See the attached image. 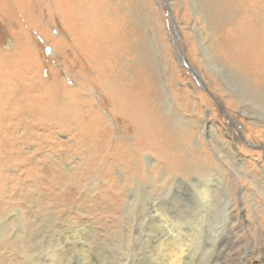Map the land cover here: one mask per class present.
Masks as SVG:
<instances>
[{
	"label": "rangeland",
	"instance_id": "374dc122",
	"mask_svg": "<svg viewBox=\"0 0 264 264\" xmlns=\"http://www.w3.org/2000/svg\"><path fill=\"white\" fill-rule=\"evenodd\" d=\"M215 1H9L0 18V264L132 258L149 227L146 201L134 205L137 170L155 205L170 197L167 204L181 206L183 215L185 193L202 207L209 198L195 193L197 184L214 196L212 179L221 169L236 183L230 194L236 219L254 213L259 187L229 153L263 174L264 115L239 98L248 89L236 70L255 93L264 92V0L228 1L236 11L231 17L212 10L227 0ZM248 10L255 19L244 26ZM256 17H263L258 24ZM113 86L136 97L142 117L159 122L147 137L153 145L142 143L136 161L127 154L104 157L102 144L93 148L87 140L89 99L105 97ZM97 108L108 131L94 124L96 138L139 140L108 99ZM163 142L170 151L161 149ZM190 153L206 174L171 173L175 157ZM204 211L207 219L221 216Z\"/></svg>",
	"mask_w": 264,
	"mask_h": 264
},
{
	"label": "bare ground",
	"instance_id": "6f19581e",
	"mask_svg": "<svg viewBox=\"0 0 264 264\" xmlns=\"http://www.w3.org/2000/svg\"><path fill=\"white\" fill-rule=\"evenodd\" d=\"M9 1L10 0H0V18H3L7 13L6 9L9 8ZM209 1L211 4L215 0ZM218 1L221 0H216L215 2ZM228 1L230 0H227L222 5L215 4L216 7L214 6L215 8L213 7L212 10H215L216 12L219 11V13L226 12L227 17L233 16L234 12L236 11H234L235 8H233V6L228 3ZM252 11H247V16L242 22L244 26L247 24L248 20L255 19L254 13ZM256 18L258 19V17ZM262 18L263 17H259L260 21L257 22L256 20L255 24L260 23ZM263 33L264 32L261 30V39ZM207 52L208 51H206V53ZM258 64L261 65V63ZM215 66L219 67V69H222V66L220 67L219 64H215ZM231 69L234 71L233 67ZM236 71L237 76L240 78V83H242V85L248 89L242 90L241 93H239V98L242 101L247 100L251 107L264 115V92L255 93V91L252 90L250 83H247L249 80L246 78L245 73L242 72L241 68ZM135 98L136 97H134L132 93H125L122 88L113 86L111 92L108 95H105V97L103 95L97 101H94V99H89L87 125L89 127V131L91 132H89L90 134H88L87 140L92 144L91 147H93V145H95V147L99 146L100 144H98V142L101 143L104 147L102 150L104 157L113 156L114 159H118L127 154L132 155L136 161L137 157L139 156L138 152L139 149H141L142 143L149 144L151 146L153 145L151 139L149 143L147 142V137L154 133V130L158 127L159 122L152 124L149 116L142 117V112L138 109ZM107 99L112 105V109L122 115L124 122L127 124V127H125L128 129L127 131L133 128L140 133V138L137 140V142L130 144L126 139L127 137L124 138V136H118L120 137V142H117L116 144H109L107 141L108 139H106L107 137L104 138L103 134L101 138H96L95 132L92 130L94 129V124L99 123L101 126L102 124H105V128H101L103 131H108L106 127L107 117L99 114L100 110L97 108L106 105ZM243 108L245 109L246 106ZM96 113H98L100 116L99 122H97V118L93 116ZM145 120H147V122H143ZM161 128L166 130V127H162V124ZM115 132L117 134V131L110 133H112V136H114ZM216 135L219 134L216 133ZM168 144L169 143L164 142L161 144V149H166L164 152L171 150V147ZM229 145L234 146L231 141ZM102 146H100V148ZM196 155H191L190 153L175 157L169 170L171 173H174L175 171H182L188 176L191 174H199L204 176V174H206V170L202 166L200 157ZM229 160L234 167L239 166L242 171L247 173V175L250 173V181L256 187H259L258 191L261 196L260 203H258L256 206V210L253 206L254 213L252 212L249 214V219H246L245 221L236 219L235 213L231 210L233 197L230 194H232L231 191H233L235 188L236 183L233 184L231 180H228L227 182V178L223 177L225 174L221 169H216L217 176H214L212 179L218 182V188L217 191H214V196H212V191L210 192V188L208 186L205 185L206 187H201L203 184H197V191H195V193H197L199 197L203 196L202 198L204 199L209 198V200H206L205 202L203 201V203L201 202L202 207L195 206L198 204L197 198L192 199V194L188 192L185 193L184 206L186 207V211H183V215L180 214L182 211L181 206H176L173 202L170 205L167 204L171 203L169 199L170 197L164 198L163 201L160 200L161 202H158L155 205L154 196L147 192L148 189H145L143 183L140 181V177L142 175L141 170H137L134 176L137 187L134 205L136 208H138L143 199L146 201V205H148V208H146L144 211V215L147 216L146 219L149 220V227L147 228L148 234L144 235L141 237L142 239L140 241L136 242L134 255L132 258L126 259L123 264H264V164L262 168L263 174H260L254 170L253 166L249 162L245 163L244 159L238 158V156L232 153V151L229 153ZM206 164H208V161ZM188 180L193 181V178L191 177ZM186 181L182 179L180 184L182 186L188 187ZM173 199L174 196H172L171 201H173ZM214 206L216 207L214 208ZM203 207L206 209V212L211 215L214 214L215 216V213H221L220 218H205V216L208 214H204L205 211ZM192 209H197V214L195 216L192 214ZM156 217L159 219H156ZM241 248H244L243 251H249L247 256H244L240 253Z\"/></svg>",
	"mask_w": 264,
	"mask_h": 264
}]
</instances>
